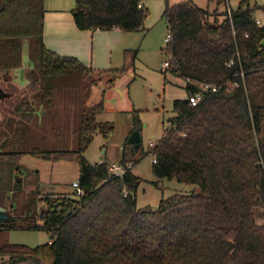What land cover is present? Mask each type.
Instances as JSON below:
<instances>
[{"label": "trees", "instance_id": "1", "mask_svg": "<svg viewBox=\"0 0 264 264\" xmlns=\"http://www.w3.org/2000/svg\"><path fill=\"white\" fill-rule=\"evenodd\" d=\"M141 1L75 0L71 15L79 29L140 31L148 14ZM217 4L229 6V0ZM256 7L238 0L229 14L219 13L221 20L210 19L211 12L192 0L167 3L163 10L171 30L163 73L180 77L187 95L197 86L186 78L217 89L195 105L186 97L173 101L175 114L152 148L151 168L157 178L196 184V191L172 193L155 209L138 207L141 177L131 168L114 176L108 162L85 158L93 134L113 128L111 121L96 120L104 108L103 89L97 101L80 109L72 149L26 148L21 129L13 130L15 139L2 134L0 203L9 216L0 222V264H264V25L256 22ZM44 12V0H0L4 79L20 66L23 40L29 45L32 65L24 75L31 101L23 98L14 108L27 120L35 105L50 103L59 78L93 75L96 84L107 75L111 87L124 72L94 69L47 48ZM138 125L134 116L133 128ZM26 153L45 160L75 158L84 193L41 198L24 192L18 159ZM130 159L123 150L119 163ZM40 199L46 207L37 213ZM17 228L45 229L50 239L33 247L8 242L4 233Z\"/></svg>", "mask_w": 264, "mask_h": 264}, {"label": "rangeland", "instance_id": "2", "mask_svg": "<svg viewBox=\"0 0 264 264\" xmlns=\"http://www.w3.org/2000/svg\"><path fill=\"white\" fill-rule=\"evenodd\" d=\"M66 1L75 4V0ZM144 1L148 9L144 19V29L125 31L122 44L111 54V64L108 69H124L122 74L115 75L114 84L111 87L106 85L107 75L102 76L96 84L90 81L95 77L93 75L82 79L59 78L52 88L50 103L39 107L35 105L33 117L28 120L14 111L21 99L31 101V94L25 85L18 88L25 82L27 84L24 74L32 65L28 53V41L24 39L20 66L10 70L8 79H4L0 74L4 88H10L12 93H16L12 98L0 100V104L8 107L3 110L6 115L4 125L0 127V135L5 134L15 139L18 135L16 132L13 133V130L21 129V133L25 135L26 148L72 149L75 147V129L80 109L97 101L103 89L104 108L96 115V120L111 121L113 128L107 135L94 133L83 155L90 162L117 163L121 160L124 150L126 157L131 158L129 161L132 172L142 179L135 190L137 206H150L155 209L161 198L175 192L196 191L198 187L196 184L180 182L175 178H157L152 172V148L161 138L167 126V119L175 114L172 108L173 101L186 97L187 93L180 77L169 71L163 73V62L167 59L166 44L163 40L167 32V22L163 14L165 0ZM249 2L257 6L253 13L260 19L264 18V0H249ZM198 3L211 12L210 19L217 16L221 20L223 15L219 13L223 10L227 11L228 8V5H214L213 0H198ZM234 4L235 0H230L229 7ZM0 109L2 110V107ZM134 116L139 121V125L135 128H133ZM134 130L138 131L139 136V147L136 150L132 143L127 141ZM19 161L24 165L20 167L24 192L35 191L41 198L74 196L71 183L78 177V163L75 158L45 160L26 153ZM4 202L9 206L11 200L5 196ZM19 204L17 202L18 208ZM45 207V201L40 199L36 204V212H41ZM4 237L10 243L33 247L46 244L50 239V232L45 229L17 228L6 231Z\"/></svg>", "mask_w": 264, "mask_h": 264}, {"label": "crops", "instance_id": "3", "mask_svg": "<svg viewBox=\"0 0 264 264\" xmlns=\"http://www.w3.org/2000/svg\"><path fill=\"white\" fill-rule=\"evenodd\" d=\"M177 1L181 0H165L164 5ZM192 1L199 4L198 0ZM213 2L214 5L217 4V0H213ZM237 2L238 0H235L232 7H235ZM141 3L146 7L144 0ZM73 7L74 3H67L66 0H44L43 41L45 46L59 54L74 56L84 65L94 69H108L111 64V54L122 44L125 31L117 27L107 30L79 29L71 15ZM254 17L259 25H264V18L260 19L255 14ZM262 43H264V38ZM24 85L26 82L19 85L18 88ZM8 89L10 90V88ZM8 97L11 98V94ZM1 107L0 127L4 125L6 115L3 110L8 109L4 104H0ZM39 111L42 112V110ZM20 158L18 163L22 167L24 165L20 163Z\"/></svg>", "mask_w": 264, "mask_h": 264}, {"label": "built area", "instance_id": "4", "mask_svg": "<svg viewBox=\"0 0 264 264\" xmlns=\"http://www.w3.org/2000/svg\"><path fill=\"white\" fill-rule=\"evenodd\" d=\"M228 14L230 13V8L228 6L227 8ZM257 22V21H256ZM171 38V30L167 27V32L163 38L165 44L169 42ZM164 67L169 66V61L166 59L163 62ZM184 81L192 82L197 86V91L190 93L186 96L188 102L191 105L197 104L203 97L204 93L207 91H215L217 89V86L215 84L209 83V82H200V81H192L189 78L184 79ZM236 85V83H235ZM152 161H155V158L153 157ZM127 168H131V162L128 161L126 164H122L119 162H112L109 163L108 169L109 172L114 176H121ZM72 186L74 188V192L76 196L82 195L84 193V189L79 185L78 180L72 181Z\"/></svg>", "mask_w": 264, "mask_h": 264}, {"label": "water", "instance_id": "5", "mask_svg": "<svg viewBox=\"0 0 264 264\" xmlns=\"http://www.w3.org/2000/svg\"><path fill=\"white\" fill-rule=\"evenodd\" d=\"M10 94H11V98L16 95V93H12L11 90L9 89L7 90L6 88H4L0 80V100H3L5 98L8 99L9 98L8 95ZM127 141L129 143H132L134 150H136L139 147L138 131L137 130L132 131ZM8 216H9L8 209L0 203V222H6L8 220Z\"/></svg>", "mask_w": 264, "mask_h": 264}]
</instances>
